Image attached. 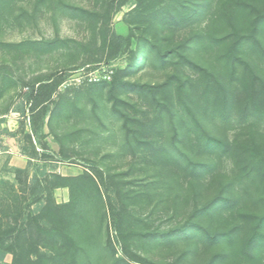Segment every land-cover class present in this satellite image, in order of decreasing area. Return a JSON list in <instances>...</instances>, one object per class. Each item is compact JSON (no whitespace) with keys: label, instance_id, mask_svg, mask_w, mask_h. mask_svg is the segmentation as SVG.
Listing matches in <instances>:
<instances>
[{"label":"rangeland","instance_id":"obj_1","mask_svg":"<svg viewBox=\"0 0 264 264\" xmlns=\"http://www.w3.org/2000/svg\"><path fill=\"white\" fill-rule=\"evenodd\" d=\"M55 1L44 2L34 18L22 8L33 12L37 0H18L14 13L0 24V39L6 42L55 36L78 41L70 42V49L53 51L0 50V63L11 66L15 76V83L0 94V196L14 186L17 194L26 197L22 205L24 215L18 223L14 220L19 206H12L11 217L4 219L17 227L8 242L22 235L23 248L18 249L23 255L22 264H35L40 256L50 258L58 253L54 241L47 240L29 217L37 216L42 206L48 205L50 194L59 205L77 195L70 186L57 185L55 175L78 176L87 171L98 175V170L106 180L102 189L107 195V215L102 231L94 233L93 257L83 264H114L108 241L113 244L116 257L122 259L120 264H233L230 257L226 260L216 257L228 251L226 243L209 244L202 228L190 230L186 226L194 211L218 194L221 178H209L195 187L182 178V187L175 186L176 173H181L177 164L172 163L169 168L146 146L138 148L135 141L127 144L132 131L155 122L160 108L151 95L132 84H159L174 71L162 68L154 58H139L137 37L143 33L151 37L158 32L160 41L166 44L169 36H173L169 42L189 37L195 27L188 24L164 31L147 27L145 31L148 23L145 16L151 12L153 0H69L99 10L101 20L108 22L109 39L113 38V32L125 37L120 50L111 56L112 43L103 47L101 34L94 31L91 18L70 19L55 9ZM214 10L203 16V27ZM115 79L118 81L114 85ZM42 82L49 83L46 92L52 93L51 98L31 111L32 88ZM158 98L168 99L162 94ZM170 98L177 102L175 95ZM23 106L25 114L19 111ZM66 131L76 132L74 141L63 143L59 139ZM173 131L167 123L163 136L157 137L158 132L151 131V138L168 143ZM147 132L148 129L144 138L150 137ZM227 136L231 137V133ZM229 168V161L220 163L219 174L224 175ZM36 179L42 193H34ZM110 201L124 213L122 221L113 213ZM199 221L203 225V219ZM52 222L45 218L42 225L50 228ZM182 227L183 231L178 230ZM21 228L26 232L20 233ZM34 244L39 245V251L35 252ZM7 246V242L0 243L1 264L15 261V253L6 251Z\"/></svg>","mask_w":264,"mask_h":264},{"label":"trees","instance_id":"obj_2","mask_svg":"<svg viewBox=\"0 0 264 264\" xmlns=\"http://www.w3.org/2000/svg\"><path fill=\"white\" fill-rule=\"evenodd\" d=\"M17 1L0 0V24L14 13ZM46 1L50 0H37L33 12L22 9L26 15L35 18ZM54 4L55 9L70 19L91 18L94 31L101 34L103 47L112 43L111 56L126 40L115 32L109 39L108 22L101 20L99 10L69 0H56ZM149 8L151 12L145 16L148 22L145 31L147 27L164 31L188 24L195 28L182 41L169 42L173 38L169 36L164 45L158 32L151 37L146 33L137 37L139 58H154L162 68H173L174 71L159 84H132L151 95L160 108L155 122L150 127L132 131L127 144L135 141L138 148L146 146L169 168L172 163L177 164L181 173H176L175 186L182 187V178L190 181L193 187L201 186L209 178H221L218 194L201 209H196L186 226L190 230L202 228L209 244H227L228 251L218 253V259L230 257L233 264H264V0H164L161 3L153 0ZM212 8L215 10L208 15L203 27V16ZM70 42L77 44L78 41L60 36L21 42L0 39V50L53 51L70 49ZM11 83H15L12 67L0 63V94ZM48 86L46 82L37 88L33 86L29 96L33 102L31 111L51 98L52 93L46 92ZM159 94L169 100L158 98ZM171 95L176 96V103ZM114 97L117 103L120 102L117 96ZM19 111L25 114L26 107ZM125 123L128 124V117ZM167 123L174 130L168 143L151 138V131H157V137L163 136ZM147 129L150 137L144 138ZM229 133L231 137L227 136ZM141 135L145 136L142 138ZM75 137L76 132L66 131L59 139L65 143L66 140L74 141ZM63 155L66 156L64 149ZM225 161L230 162L229 171L220 175L219 164ZM15 170L25 171L22 168ZM97 173L55 175L57 185H68L77 195L72 201L59 205L50 194L48 205L42 206L37 216L29 215L37 229L58 247L56 255L40 256L35 264H83L93 257L96 243L93 244L92 239L94 233H99L105 226L108 205L102 189L105 176L102 171ZM36 181L34 193H42L39 180ZM25 200V196L15 192L14 186L0 196V243L7 242L6 251L15 253L13 264H22L23 255L18 252L23 248L22 235L8 242L17 227L10 226L4 219L11 217L12 206H19L14 220L18 223L24 215L22 205ZM36 200L40 201V198ZM110 203L113 213L122 221L124 213ZM198 217L203 219V225ZM45 218L53 221L50 228L43 227ZM120 226L118 230H121ZM178 230L183 231L184 227ZM19 231L23 233L26 229ZM43 243L46 245L47 241ZM108 248L115 257L114 264H120L122 259L116 257L111 241H108ZM34 249L39 251V245L34 244Z\"/></svg>","mask_w":264,"mask_h":264}]
</instances>
